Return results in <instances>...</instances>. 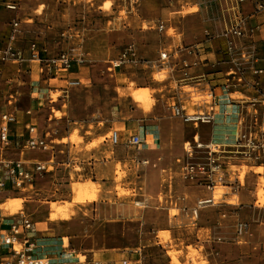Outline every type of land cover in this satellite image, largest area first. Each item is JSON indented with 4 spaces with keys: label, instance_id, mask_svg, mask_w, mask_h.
Segmentation results:
<instances>
[{
    "label": "rangeland",
    "instance_id": "374dc122",
    "mask_svg": "<svg viewBox=\"0 0 264 264\" xmlns=\"http://www.w3.org/2000/svg\"><path fill=\"white\" fill-rule=\"evenodd\" d=\"M12 1L18 3V7L11 11H17L22 1V28H41L53 40L49 57L64 51L70 57L83 61L79 64L73 62L70 69L62 66L51 69L45 63L46 67H42L35 61L29 66L26 61L22 64L24 59L15 61L28 73L34 67L35 75L27 84L21 83L20 93L24 102L16 103L13 111L24 123V128L30 121L38 122L49 133L48 141L54 140L57 144V154L63 153L65 160L60 164L54 158L49 163V170L37 178L34 187L28 185L18 193L2 196L22 199V208L10 217L25 216L33 224L43 223L51 236L56 235V229L70 233V223L74 218L79 219V228H84L86 233L91 235L105 229L112 238L113 235L117 237L120 231L126 236L127 229L138 223V244L126 242L128 252L125 256L116 257L119 264H123V259H127L128 264H136L138 258L128 255L132 253L130 250L135 251L147 244L151 245L143 249L146 251L144 256L147 251L148 255L155 254L147 257L144 264H161L164 260L169 261L168 264H264V202H258L255 195L264 184L263 153L250 154L247 151L245 154L243 151L247 148L244 147L234 154L236 149L231 147L229 150L233 153L227 152L223 161L220 160L226 163L221 170L225 184L218 182L221 188L215 190H221L218 198H226L225 202L200 209L206 219L215 221L216 207L220 208V228L226 238L220 244L222 256L215 259L213 256L207 258L195 248L200 244L193 234L196 231L209 232L208 226L205 229H197L196 224L192 228L182 227L186 200L188 206L193 207L198 198H206L200 196L211 193L210 187L186 171L187 144L197 139L202 124L195 126L175 117V114L162 119L167 123L181 121L184 126L183 152H177L180 140L177 141L174 133L161 135V140H158L165 143L164 159L157 172L156 183L149 190V193L161 191L164 199L174 203L175 214L172 215L168 209L149 206L140 215L133 211L137 207L135 201H144L140 193L144 184L140 177L144 176L145 164L134 157L141 147L115 145L112 139L116 130L113 121L118 117L119 105L124 102L140 104V109L144 110L142 103L133 102L130 97L133 82L136 88L151 90L154 103H150L149 116L160 103H169V99L173 101L178 97L184 106L187 104L192 110L203 111L208 104L215 103L208 83H227L232 99L246 105L241 117L247 130H253L254 135L260 134L264 130V68H254L245 73L251 50L244 49L230 55L231 58L218 55V60L209 54L205 61L197 56L195 50L202 43H213L218 50L228 47L231 54L238 52L237 45L246 32L243 27L236 29L240 26L241 4L247 6L252 14L256 28L254 39L263 37L264 0H219L222 11L215 7V0H62L63 5H59L58 0ZM168 30L173 33L171 40L166 37ZM246 35L248 40L253 39L249 32ZM12 36L10 43H0V51L10 45L15 49ZM33 42L39 44L37 38L31 41L29 52ZM163 52L168 55L166 61L161 59ZM122 54H126L127 61L120 63ZM244 60L245 64H242ZM0 61L14 62L3 61L1 55ZM117 62L120 64L116 65ZM206 64L217 65L208 67ZM109 68L115 72L111 73ZM211 73L218 75H209ZM215 77L217 79L213 80ZM90 88H96V104L101 106L95 111L94 120L82 124L79 119L82 122L86 119L81 111L86 108V89ZM118 89H123L125 95L121 96ZM70 118L78 122L73 124ZM109 134L111 137L107 136ZM101 139L103 143L100 144ZM109 150L113 156L108 155ZM9 153L12 156L8 159L28 161L31 156L28 151ZM48 159L44 157V160ZM114 166L118 172L116 179L107 174V170ZM260 168L262 171L258 173ZM236 177L242 182L240 188L230 185ZM96 184L107 189L100 192L94 187ZM84 190H90L92 194L94 191L97 197L79 199ZM128 192L129 195L126 194ZM231 197L238 199L226 202ZM240 199L246 202L239 203ZM154 210L168 215L174 227L145 225V217L149 215L145 213ZM237 222H248L250 232L234 234ZM159 234L163 239L160 240ZM156 239L167 247L168 253L155 244ZM81 259L80 264H108L97 257H92L89 262Z\"/></svg>",
    "mask_w": 264,
    "mask_h": 264
},
{
    "label": "crops",
    "instance_id": "0c3cea01",
    "mask_svg": "<svg viewBox=\"0 0 264 264\" xmlns=\"http://www.w3.org/2000/svg\"><path fill=\"white\" fill-rule=\"evenodd\" d=\"M215 7L218 8V11H222L221 5L219 3V0H215ZM59 5H63L62 0H58ZM241 6L240 11V20H239V27H236V29H240V27L244 28L246 30L245 34L241 37L240 42L237 45L238 52H232V54L229 52L228 47L224 49H216V47L213 45V43H202L201 45H198L195 51L197 53V56L202 60L205 61L207 59V56H212L213 58L216 57V60H218V55L225 56L224 58H231L232 55H236L237 53L242 52L244 49L251 50V59L249 61H246L249 65L246 66V72L250 73V71L254 68L263 67L264 68V36L260 38H255V31L256 28L254 26L253 20H252V14H250V10L247 6H244L243 4ZM256 10V9H255ZM22 1L19 3V8L17 11H11L6 8L5 2L3 0H0V43L3 42V45L9 42V38L11 35H13V42L15 43V49L19 51L22 56H24V62L22 64L27 63V65L32 66L33 61L29 58V49L28 45L33 40H39L40 48L43 49L44 56L50 55V43L53 42L50 37H48L45 32H42L41 28L35 29V30H27L26 28H22V22L20 21L21 17L20 15H23L22 13ZM31 12V11H30ZM250 12V13H249ZM15 23H17L15 27ZM39 23V22H37ZM21 27V29H19ZM250 33V37L253 38L252 40H248L247 33ZM230 34V33H228ZM226 34V35H228ZM202 46L203 48H201ZM208 48V49H207ZM210 48V49H209ZM235 47H233L234 49ZM205 50V52H204ZM62 52V51H60ZM59 52V53H60ZM200 53V54H199ZM46 54V55H45ZM231 55V56H230ZM208 56V57H209ZM205 57V58H204ZM234 58V57H233ZM218 64V63H217ZM214 64V65H217ZM245 64V60L244 63ZM208 66V64H206ZM214 65L208 66L212 67ZM45 66L42 64V67ZM46 67V66H45ZM33 71L27 72L25 67L22 66L19 67L17 62H2L0 61V124L2 116L5 113H15L13 111V106L16 105V103H23L24 100L21 95V83L27 84V81L32 78L35 74L34 67ZM191 69V68H190ZM209 75L217 76V73H211ZM217 79L216 77L213 79ZM215 81H211L208 84L211 86V91L213 94V100L215 102V120L213 123L210 124H202L199 130V135L201 140L207 141V140H215V141H226L230 143H234L238 138L240 133L243 132V130H247V126L245 125V122L242 120L241 115L245 111L246 105L244 103L236 102L231 97V90L230 86L225 84H215L213 85ZM236 87V86H235ZM87 97H85V107L82 109V114L85 115L86 119L84 122H82V119H79V122L82 124H87L91 122V120H94L92 118H95V111L99 109L101 104H96V88L95 89H86ZM169 103H160L155 110L153 111L152 115L149 116V118L144 116V110L140 109V104L134 105L127 104L126 102L122 103L118 106V117L113 121L115 124L116 131L118 132L119 136V143L115 145H127L130 141V138L135 134H141L144 138V143L138 147L140 149H150L154 148V145H159L160 142L158 140H161V132L158 127H155V122H160L163 118L169 117L171 114H174L173 112V106L176 104H182L184 108L187 109L186 105L184 106L182 103V100L180 97L178 99H174L173 101L169 99ZM92 103V104H91ZM169 104V106H168ZM211 107V103L205 107L203 111H197V112H204L209 111ZM83 108V106H82ZM82 117V115L80 116ZM71 123H76L78 120L74 118H70ZM31 124H35L40 127L39 123H32L31 121L28 122ZM24 124V123H23ZM19 120L18 123V133L25 132L26 129L24 128V125ZM26 124V123H25ZM26 126V125H25ZM46 131V130H45ZM48 137V132H45ZM19 141V137L17 138ZM50 142L54 143V140H50ZM55 150L54 151V157L51 158V160L57 159L59 161L58 163L63 164L65 157L62 154L58 153V146L54 143ZM67 148L69 146L66 145ZM0 151L3 152L2 154L7 158L11 157L12 154L9 153V151L14 150H5ZM199 152L195 151L193 155L195 157H190V161H197L199 158ZM57 154V155H56ZM41 159H44L46 154H40L39 155ZM28 160H34V158L29 157ZM189 160H187V163H189ZM139 161H141L139 159ZM51 163V162H50ZM224 167V166H223ZM211 193L208 194V197H211L213 195L212 193L215 191L214 188H210ZM3 196V195H2ZM6 197H8L6 195ZM200 197H207L206 195H202ZM199 199V198H198ZM3 197L0 201V204L2 203ZM187 207H188V201L186 200ZM220 208L216 207V214L215 221L210 220L209 218L206 219V215L202 214V218L204 221L200 223L198 229H205L207 226L210 228L209 232L202 233V237H198V235H194L196 237V242L200 245H203L205 249H208L209 251L208 256L211 257L214 255L219 258L221 256L220 251V244L222 243V239H224L222 235V230L220 228ZM151 213H145L149 214L148 217H145L144 224L150 225L153 227H165L170 226L174 227L172 225V221L168 215H163L158 213L157 211H150ZM167 216V217H166ZM27 219L25 216H22L20 218H9L1 216L0 214V234L6 230L9 229L10 224L13 221L16 220H23ZM178 219V218H176ZM79 219L74 218L71 220V232L68 234H65L62 229L58 230L56 229L54 236L48 235L47 233V227L45 224H33V233L32 235L38 240V253L39 256L44 258H49L52 261V264H80L81 258H78V255L87 253L91 254L94 258H99L102 262H107L108 264H119L116 260L117 255H126L128 250H126V236H123V234L120 233L116 237L115 235H110L105 229H100L96 231L94 234H88L84 231V228H79ZM169 220V221H168ZM168 222V223H166ZM182 218V227H186L187 223ZM77 225V226H75ZM161 250L164 251V253H168L167 247H165L163 244L159 242L158 239H156V243ZM151 244L142 245L140 248L134 250H130L128 255H133V257L138 258V261L136 264H144L146 262L147 257H152L155 253L152 252L148 255L145 254L146 251H143V249L148 248ZM198 247V246H197ZM197 249L200 250V247ZM2 249H0V254L2 253ZM125 260V259H123ZM99 261V262H100ZM89 262V261H88ZM123 263V262H122ZM169 261L164 260L161 264H168ZM91 264V263H90Z\"/></svg>",
    "mask_w": 264,
    "mask_h": 264
},
{
    "label": "built area",
    "instance_id": "2783aa9c",
    "mask_svg": "<svg viewBox=\"0 0 264 264\" xmlns=\"http://www.w3.org/2000/svg\"><path fill=\"white\" fill-rule=\"evenodd\" d=\"M5 2L6 8L10 10H15L18 7V3L12 0H3ZM17 25V23H15ZM13 39V37L11 38ZM45 51L40 48L38 42H33L31 45L30 58L32 61L47 64L51 69H57L60 66L65 69H70L73 66V62L79 64L83 60L78 57H70L68 52H60L55 57L43 56ZM136 55V53H134ZM3 61L13 60L19 61L24 59L22 54L14 49L11 45L0 51ZM126 54L120 55V63L125 62ZM167 53H162L161 59H165ZM119 62L116 65L120 64ZM212 97L213 94H212ZM215 103H211L209 111L196 112L194 114H189L186 108L182 104H176L173 106V112L176 116L183 119L185 122L191 123H200V124H210L215 120ZM0 124V151L5 150H19V151H30L32 153H44L46 157H49L48 160H28L23 161L22 159H8L0 158V201L2 195L10 192H20L25 189L28 185L31 187L35 186L36 179L39 175L49 170V163L52 157H54L55 147L51 145L48 141L47 134L45 129L41 127L29 124L25 127L26 131L18 133V116L16 113H5L2 116ZM19 137V141L17 138ZM113 142L114 144L119 143L118 132L115 130L113 133ZM218 141H214L213 144L218 147ZM130 143L135 146H140L144 143V138L141 134H135L130 139ZM206 142L198 143L197 147L199 149L205 148ZM247 148L250 154L259 152L264 154V130L260 134L250 136L249 138L246 135L240 133L239 138L230 144V147L235 148ZM195 151H193L194 153ZM246 154V153H245ZM210 166L207 168V172H204L202 176L197 175L193 163H189L188 172L199 182H204L203 184L208 187L214 188V166H218L217 170L221 168V164L211 159ZM201 170V168H199ZM220 180H223V177H219ZM230 185H236L239 188L241 187V182L239 179H235L234 183ZM235 186V187H236ZM213 201L209 199L208 201ZM240 225V226H239ZM237 226V234L240 233L246 227H249L248 222H240ZM33 233V222L27 219L16 220L10 224L8 230L0 234V249L2 253L0 254V264H52L51 259L44 258L39 256L38 249V240L32 235ZM123 264H128V260H123Z\"/></svg>",
    "mask_w": 264,
    "mask_h": 264
},
{
    "label": "bare ground",
    "instance_id": "6f19581e",
    "mask_svg": "<svg viewBox=\"0 0 264 264\" xmlns=\"http://www.w3.org/2000/svg\"><path fill=\"white\" fill-rule=\"evenodd\" d=\"M106 4H108V2H106ZM172 35H173L172 30H168L166 32V37L168 40H171L173 38ZM163 53H166V52H163ZM166 59H167V57L165 58V61H166ZM109 71L111 73L115 72L114 69H112V68H109ZM74 83H76V82H74ZM173 87H174V85H173ZM159 89H161V88L159 87ZM118 91H119V94L121 96L125 95V91L123 89H118ZM210 94L212 95V93H210ZM130 97L132 98L133 102H140L143 104L144 113H145L146 117L151 114L150 103H154V99L152 97L151 90L149 88H136L135 83L133 82V83H131ZM186 107H187V111L189 112V114H194L197 112L195 110H192L190 108V106H188L187 104H186ZM174 116L179 118V119H182L176 115H174ZM29 124H31V123H27L26 126H28ZM154 125H155V127L159 128L161 135L166 136L169 133H174L177 137V141L180 140L179 146H177V152H180V153L183 152V146H182L181 142H183L184 126H183L181 121H175L174 123H170V122L167 123V122H164V120H161L160 122H155ZM194 125L199 126L200 123H194ZM242 135H246V137L249 138L250 136L253 135V130H243ZM107 136L111 137V134H109ZM112 138H113V135H112ZM196 138L197 139H194L193 142L187 144V150H186L187 160H189V156L192 157V159H193V157H195L193 155V151L199 152L198 153L199 154L198 160L197 161L196 160L195 161L189 160V163L190 164L193 163L192 166L194 167V170L196 171L197 175H200V176L204 175L203 174L204 172H207L206 169L209 168L210 163H211L210 162L211 159H214V161H216L217 163H220L221 168L219 170H217L218 166H216V165L214 166V170H215V172H214V181H215L214 182V184H215L214 189L221 188V186L217 185V183L222 182V185L225 184L224 183L225 180L223 177L224 174L221 172V170H222L223 166L226 165L225 162H221V161H223V158L225 157L227 152L233 153L232 150H229V148H231L230 147L231 143L227 142V140L226 141H218L217 142L218 147H217L213 144V142L215 140L210 139V140L204 141V142H206L204 145L205 148L199 149V147H197V144L199 142L202 143V141H203L200 138L199 130L197 132ZM50 143H51V145L54 146V143H52V142H50ZM101 143H103V139H101L100 144ZM128 144L135 146L134 144H131L130 141L128 142ZM244 146L245 145H243L242 148H244ZM135 147H138V146H135ZM164 147H165V143L163 141V142H160L159 145H157L154 148H150L147 150L146 149H140V150H138V153L134 154L135 158H138V160L139 159L142 160L143 163L145 164L144 176L140 177L143 181L142 184H144V188L140 192L142 197H144V201H135L134 202L137 207L134 208L133 211L136 214L140 215L146 206L157 207L158 209H162V210L168 209L171 212V215L175 214L174 203L172 201L164 199V195L161 193V191H159V192L158 191H152V193H149V190L151 189V187H153L156 183L157 172L159 171V169L162 166V161L164 159V151H165ZM242 148L235 146L236 151H234L235 152L234 154L241 152ZM25 151H27V150H25ZM110 151L111 150H109L108 155L113 156L112 152H110ZM247 151L248 150L246 149L243 151V153H246ZM22 152H24V151H22ZM28 152L31 154L30 157H32L34 159L44 160V159H41L39 156L40 154H44V153H38L37 154V153H32L30 151H28ZM2 153L3 152H0V158L5 159L6 157H4V155ZM50 162H52V160H50ZM189 163H187L186 171H188V169H189V165H188ZM199 168H201V170H199ZM261 171H262V168H260L258 173H261ZM44 173H46V172H44ZM44 173H42L41 175H43ZM107 174L110 178L116 179V174H118V172H116L115 166L112 167L111 169H108ZM41 175H39V176H41ZM220 176L223 177L222 181L219 178ZM235 179H239V178L236 177ZM239 181H240V179H239ZM202 183H204V182H202ZM241 184H242V182H241ZM94 187H96L100 192H103L107 189L106 186H102L99 184L94 185ZM220 191L221 190H218V191L215 190L212 193L213 195H211V197L207 196L206 198H203V199L202 198L197 199L196 205H194L193 207H189V206L187 207V205H185V207L183 208L182 211H183V217L187 223V227L191 226V228H192L193 224H196L197 227L199 228L200 223H202V221H204L203 218L201 217L202 216L201 211H200L201 207L202 208H204V207L208 208L209 206H217V205L222 204V202H225L226 198L225 199L224 198H218V197H220V194L218 193ZM126 194L129 195L130 193L128 192ZM255 195L258 197V202H264V184L262 185V187H260L257 190ZM85 197L96 198L97 196L95 195L94 191L92 194V191L84 190V191H82V194H80L78 198L82 199ZM217 198L219 199V201H217ZM209 199H212L213 201H211V200L208 201ZM235 199H238V198L231 197L230 199H227L226 202L232 203L235 201ZM249 200H247V201H249ZM21 201H22V199H20V198L10 199L9 197H4L2 200V203L0 204L1 216H3V218L13 216L18 211V209L22 208V202ZM244 202H246V200H243V199L239 200V203H244ZM184 214H185V216H184ZM54 218L55 217H53L52 219H54ZM199 220H200V222H199ZM183 223H185V221ZM238 225H239V223L237 222V226ZM138 226H139V224L136 223L135 226L130 227L129 229L126 228L127 229V231H126L127 243L129 242V243L138 244V241H139ZM194 228H196V227L194 226ZM247 228H248V230H243L240 234L244 235L245 233H249L251 227L249 226V227H246L245 229H247ZM202 233L203 232L196 231L193 235H200L201 236ZM223 233L224 232H222L221 236L226 238V236H224ZM235 233H237V230L234 231V234ZM158 237L160 238V240L163 239L161 234H159ZM198 247H200V250L197 249ZM198 247L195 246L197 251L202 252L203 255L205 254L207 258H210L208 256V253H207L209 251L208 249H205L203 245H198ZM221 256H222V252H221ZM78 258H84L85 260L89 261L90 259H92V256H91V254L83 253V254L78 255ZM213 258L217 259V256L214 255Z\"/></svg>",
    "mask_w": 264,
    "mask_h": 264
}]
</instances>
